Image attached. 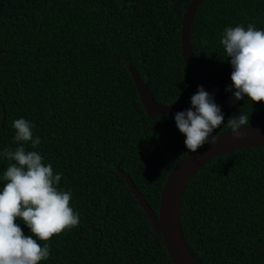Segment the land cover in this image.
I'll use <instances>...</instances> for the list:
<instances>
[{
    "label": "trees",
    "instance_id": "trees-1",
    "mask_svg": "<svg viewBox=\"0 0 264 264\" xmlns=\"http://www.w3.org/2000/svg\"><path fill=\"white\" fill-rule=\"evenodd\" d=\"M190 1L0 0V190L12 163L3 151L17 147L12 122L24 118L80 221L37 240L51 249L38 264H175L121 170L158 216L167 175L188 152L186 136L174 115L148 114L129 66L159 102L190 103L197 84L181 47ZM250 23L264 29V0H203L194 16L196 60L224 89L232 67L220 37ZM227 93L214 135L240 111L249 124H264V101L231 103ZM15 223L36 239L20 217ZM179 224L200 264H264V145L203 164L184 189Z\"/></svg>",
    "mask_w": 264,
    "mask_h": 264
},
{
    "label": "clouds",
    "instance_id": "clouds-1",
    "mask_svg": "<svg viewBox=\"0 0 264 264\" xmlns=\"http://www.w3.org/2000/svg\"><path fill=\"white\" fill-rule=\"evenodd\" d=\"M220 44L232 67V84L225 89L232 92L230 102L245 96L251 101H264V29L251 23L246 30L240 24L226 27ZM190 103V108L174 114V120L186 136L188 151L196 152L205 143H217L218 136L213 132L221 127L225 117L213 94L202 85L197 86ZM226 125L239 138L242 135L239 130L249 126V115L240 111L229 117ZM12 127L17 147L3 151L4 158L12 163L4 171L5 183L0 190V264H38L49 258L51 249L37 240L47 241L80 221L78 213L69 206L71 190L59 187L62 174H54L52 165H45L44 157L35 150L41 139L33 136V124L19 118L12 122ZM29 144L32 150L26 147ZM16 217L22 219L36 239L24 235L15 223Z\"/></svg>",
    "mask_w": 264,
    "mask_h": 264
},
{
    "label": "water",
    "instance_id": "water-1",
    "mask_svg": "<svg viewBox=\"0 0 264 264\" xmlns=\"http://www.w3.org/2000/svg\"><path fill=\"white\" fill-rule=\"evenodd\" d=\"M203 0H191L184 12L181 30L182 55L189 74L194 82L213 94L215 102L222 112L228 105L229 96L224 87L208 76L199 66L191 45V26L199 5ZM3 49L0 48V54ZM130 72L140 93L144 107L148 114L155 118L163 114L174 115L191 107V103L180 100L171 103H161L153 96L150 86L145 82L138 70L130 65ZM239 138L233 136L231 130L226 129L215 135V144L205 143L196 152H187L170 170L163 185L160 197L158 216L152 212L147 200L137 188L130 176L121 170L134 195L144 208L156 229L161 231L167 251L175 264H200L188 249L181 233L179 224V207L184 189L191 176L206 162L225 152L248 147L264 145V124H249L239 130ZM108 212H106L105 216Z\"/></svg>",
    "mask_w": 264,
    "mask_h": 264
}]
</instances>
